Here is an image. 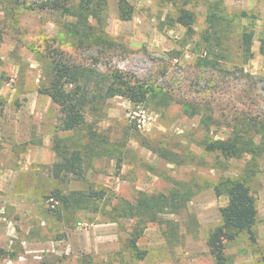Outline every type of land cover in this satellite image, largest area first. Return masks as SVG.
Listing matches in <instances>:
<instances>
[{"label":"rangeland","instance_id":"374dc122","mask_svg":"<svg viewBox=\"0 0 264 264\" xmlns=\"http://www.w3.org/2000/svg\"><path fill=\"white\" fill-rule=\"evenodd\" d=\"M41 1L25 0L12 15L0 4V264H216L207 238L227 199L212 185L240 176L246 158L207 152L202 141L227 137L240 112L264 113V0H218L227 17L214 28L206 15L215 0H193L187 5L195 15L191 31L171 23L169 3L128 0L134 13L121 21L116 0H107L105 30L115 44L89 48L65 32L63 23L73 17L41 9ZM243 11L246 17L229 21ZM243 31H252V56L241 72ZM55 51L105 77L117 71L137 79L166 93L168 104L154 97L135 105L114 96L86 107L79 130H63L59 106L38 92ZM214 52L225 57L201 62ZM191 105L201 112L189 115ZM201 113L213 117L208 126ZM80 144L82 174L55 176L64 147ZM250 188L256 221L224 242L226 264L264 262V154ZM89 191L103 197L67 207L60 201ZM141 193L180 200L157 213L159 222L146 224L136 242L145 251L139 256L129 246L137 218L115 209L126 208L119 199L134 204Z\"/></svg>","mask_w":264,"mask_h":264},{"label":"trees","instance_id":"16d2710c","mask_svg":"<svg viewBox=\"0 0 264 264\" xmlns=\"http://www.w3.org/2000/svg\"><path fill=\"white\" fill-rule=\"evenodd\" d=\"M169 3L173 9L169 14L172 24H178L188 31H191L195 20L194 12L187 7L193 0H160ZM25 0H0L1 9L4 15H12V11ZM41 9H51L60 13L64 17H73L72 21H65L63 28L65 32L75 39L79 45L86 47L107 46L112 47L114 39L105 30L107 24V0H78L75 3L69 0H42L39 5ZM212 7H217L219 12H210ZM117 17L121 21H128L134 13V6L128 0H116ZM223 9L219 8L218 0L208 2V12L206 20L211 28L219 20L226 18ZM235 17H246L243 11L239 15H230L229 21ZM214 39L219 43V33L213 31ZM252 31H243L241 44L243 49V60L240 71H244L243 64L251 56ZM2 42V31L0 30V43ZM211 51L210 48L206 51ZM56 54L50 56L48 61L49 76L48 81L39 86L38 92L49 96L51 101L59 106L63 114L62 129L67 131L79 130L84 122V109L92 103L104 102L114 96H122L135 105L145 104L152 98L158 97L162 103L168 104L169 99L166 93H155L150 91L145 84L125 74L114 71L110 77H105L99 71L87 65H80L58 57L62 51H55ZM218 57L224 58L223 53L214 52L211 55L202 57L201 62L214 64ZM234 67L238 68L237 65ZM245 76L252 78L248 73ZM69 86V87H68ZM264 91V90H263ZM152 92V93H149ZM190 109V110H189ZM189 115L200 113L201 111L193 105L186 108ZM202 115V113H201ZM213 117L203 114L201 122L207 126ZM230 133L223 139H210L202 141V148L207 152H220L227 158H246L242 173L237 177H220L212 186L216 196L224 195L227 202L220 208L221 221L212 230L207 238L209 253L213 256L216 264H226L224 254V242L232 240L235 236L251 229L256 221L257 208L256 200L251 192L250 182L258 170V158L264 154V113L252 115L249 112H240L229 123ZM87 148V146H86ZM84 145L68 148L64 147L66 159L54 163L53 173L55 176L61 174H71L80 176L82 174V155ZM159 156L168 160L164 150L155 151ZM119 166V164H117ZM99 191H89L69 193L61 196V203L67 207L69 205H80L87 201H95L101 198ZM180 199L173 195L170 198L156 197L155 195H141L136 203L131 204L119 199L120 203H125L126 208L118 205V216L137 218L132 227V237L129 239V246L135 254L142 256L145 251H140L137 247V239L140 237L148 222H159L157 213L161 212L164 206L174 204ZM174 206H177L176 204ZM121 208V209H120ZM115 218V217H114ZM115 220V219H114ZM264 264V262H263Z\"/></svg>","mask_w":264,"mask_h":264}]
</instances>
